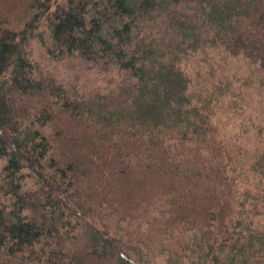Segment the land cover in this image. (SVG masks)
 I'll return each instance as SVG.
<instances>
[{
	"label": "trees",
	"instance_id": "trees-1",
	"mask_svg": "<svg viewBox=\"0 0 264 264\" xmlns=\"http://www.w3.org/2000/svg\"><path fill=\"white\" fill-rule=\"evenodd\" d=\"M0 162V264H264V0H0Z\"/></svg>",
	"mask_w": 264,
	"mask_h": 264
},
{
	"label": "rangeland",
	"instance_id": "rangeland-1",
	"mask_svg": "<svg viewBox=\"0 0 264 264\" xmlns=\"http://www.w3.org/2000/svg\"><path fill=\"white\" fill-rule=\"evenodd\" d=\"M30 47L33 59L37 60L45 71L55 74L62 80L75 82L80 88L105 89L109 87V78H120V74L113 70L105 75L101 74L98 69H87L86 64L79 58L48 59L46 47L36 38L31 40ZM1 166L2 162H0V168Z\"/></svg>",
	"mask_w": 264,
	"mask_h": 264
}]
</instances>
